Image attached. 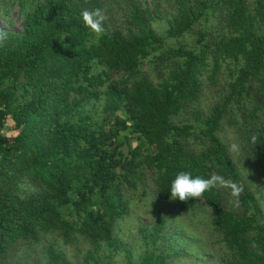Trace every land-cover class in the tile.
<instances>
[{
  "label": "trees",
  "instance_id": "trees-1",
  "mask_svg": "<svg viewBox=\"0 0 264 264\" xmlns=\"http://www.w3.org/2000/svg\"><path fill=\"white\" fill-rule=\"evenodd\" d=\"M12 5L23 22L0 26V264H74L57 238L89 242L78 264L192 254L176 214L117 231L146 169L157 200L180 171L242 184L238 207L229 189L173 200L190 216L202 206L221 246L187 264H264V0H0ZM95 8L100 37L80 15ZM206 83L219 85L211 104Z\"/></svg>",
  "mask_w": 264,
  "mask_h": 264
},
{
  "label": "rangeland",
  "instance_id": "rangeland-1",
  "mask_svg": "<svg viewBox=\"0 0 264 264\" xmlns=\"http://www.w3.org/2000/svg\"><path fill=\"white\" fill-rule=\"evenodd\" d=\"M22 22L23 17L21 16L18 5H12L9 13H5L4 10L0 9V26L3 28L8 30L12 28H21ZM207 83L205 85L204 104H211L215 101V96H217L219 92V85L211 87L207 85ZM12 122L11 119H7L8 127H4L5 132L9 135L17 133L13 128ZM222 135L230 141L232 145H237L235 134L231 128L223 131ZM153 175L154 173L152 170H144L143 179H141L139 184L132 189L133 198L131 199L132 204L130 212L119 220L116 226L117 231L127 238L129 235L137 231V226L141 219L152 222L158 212L165 211L171 216L176 214V218L174 217L175 222L177 224L182 223L185 226L187 233L194 237V240L186 243L189 244L188 247L192 250V254H185L176 257L174 259V264H187L194 261H201L200 258H203L202 255H208L205 252H208L209 249L218 254V251L221 250V246L219 244L213 246L208 239L209 235L207 236L209 231L205 229L206 224L204 225L203 222V213L206 212L205 209L201 206L190 216L182 213L178 208L175 209V204L172 199L157 200L155 197L156 183L153 180ZM57 239H59L61 246L66 249L74 264H78V260L84 256L89 246V242L82 238H78L73 244H63L60 238ZM103 251L104 250H101L100 252ZM215 258L217 259L218 257ZM116 259L120 262L124 261L121 255L116 256Z\"/></svg>",
  "mask_w": 264,
  "mask_h": 264
},
{
  "label": "clouds",
  "instance_id": "clouds-1",
  "mask_svg": "<svg viewBox=\"0 0 264 264\" xmlns=\"http://www.w3.org/2000/svg\"><path fill=\"white\" fill-rule=\"evenodd\" d=\"M81 18L84 26L90 30L94 37L102 36L106 29L105 23L108 20L106 10L102 8L85 9L81 12ZM8 38V33L0 28V46ZM63 41V40H61ZM65 47H68L65 45ZM256 136L252 137L255 143ZM238 146L231 145V151H237ZM213 189H229L232 200L230 203L234 207L240 204V197L244 192V186L231 178H226L216 172H211L207 177L196 175L193 176L190 171H180L171 181L170 194L172 200L188 201L190 199H201L204 194Z\"/></svg>",
  "mask_w": 264,
  "mask_h": 264
}]
</instances>
